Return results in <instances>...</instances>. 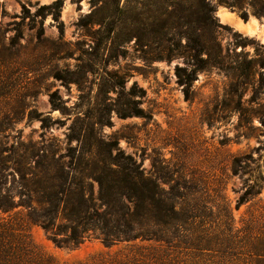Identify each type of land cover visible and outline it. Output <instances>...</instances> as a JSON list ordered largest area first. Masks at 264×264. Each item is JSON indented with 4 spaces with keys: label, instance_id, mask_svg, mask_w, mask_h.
Instances as JSON below:
<instances>
[{
    "label": "rangeland",
    "instance_id": "rangeland-1",
    "mask_svg": "<svg viewBox=\"0 0 264 264\" xmlns=\"http://www.w3.org/2000/svg\"><path fill=\"white\" fill-rule=\"evenodd\" d=\"M54 1L0 0L1 156L14 149L34 162L53 152L67 162V147L80 148L69 129L83 135L92 127L145 172L156 163L183 174L198 218L194 234L179 231V249L139 239L57 247L24 222L30 243L56 264H264L257 262L264 261V64L262 82L215 67L198 71L186 98L175 74L182 60L156 58L165 32L188 29L176 25L170 0H60L33 16ZM209 1L215 16L224 8L243 23L244 10L256 24L249 33L217 19L226 27L217 38L227 61L237 58L234 50L253 58L264 49V15L255 14L264 0ZM24 8L30 16L21 19ZM127 98L144 117L118 116L114 107Z\"/></svg>",
    "mask_w": 264,
    "mask_h": 264
},
{
    "label": "trees",
    "instance_id": "trees-1",
    "mask_svg": "<svg viewBox=\"0 0 264 264\" xmlns=\"http://www.w3.org/2000/svg\"><path fill=\"white\" fill-rule=\"evenodd\" d=\"M169 2L175 6L176 25L188 29L176 35L165 32L159 41L165 49L158 51L156 58L182 60L183 65H175V74L186 98L196 73L211 67L229 70L236 77L255 80L257 76L256 82H262L259 68L264 64V49L253 58L234 50L237 58L227 61L217 38L219 30L226 27L217 21L209 0ZM60 5V0L40 5L33 16H43ZM240 14L247 19L244 10ZM255 14L264 15V3ZM29 16L24 8L21 19ZM161 25L167 28L169 23L164 19ZM114 110L122 118L144 117L142 109L128 98L118 102ZM30 117L47 126L46 117L34 113ZM69 131L68 140L75 139L80 148L76 152V148L67 147V162L53 152L30 162L25 152L32 154V145L26 146L25 156L12 149V156L2 157L0 149V264H56L30 243L24 222L38 225L55 246L66 248L92 239L106 247L139 239L179 249V231L194 234L192 225L198 215L183 174L156 163L152 164L155 171L145 172L141 161L124 154L117 142L96 136L92 127L83 135L74 126ZM17 207L24 213L11 214ZM205 246L200 249H207ZM114 264L139 262L120 260Z\"/></svg>",
    "mask_w": 264,
    "mask_h": 264
},
{
    "label": "bare ground",
    "instance_id": "bare-ground-1",
    "mask_svg": "<svg viewBox=\"0 0 264 264\" xmlns=\"http://www.w3.org/2000/svg\"><path fill=\"white\" fill-rule=\"evenodd\" d=\"M219 17L222 21H226L228 23H231L238 29H247L249 33L256 30V24L253 19L249 22L242 23L238 17L230 13L228 10L222 8L219 11ZM247 32V33H248Z\"/></svg>",
    "mask_w": 264,
    "mask_h": 264
},
{
    "label": "water",
    "instance_id": "water-1",
    "mask_svg": "<svg viewBox=\"0 0 264 264\" xmlns=\"http://www.w3.org/2000/svg\"><path fill=\"white\" fill-rule=\"evenodd\" d=\"M215 14H216V17H217L218 21L221 22L222 20H221V18H220L219 15H218V10L215 11ZM250 17H252V16H250ZM250 17H249V18H250ZM247 19H248V18H247ZM247 19L243 20V23L247 22V21H248Z\"/></svg>",
    "mask_w": 264,
    "mask_h": 264
}]
</instances>
